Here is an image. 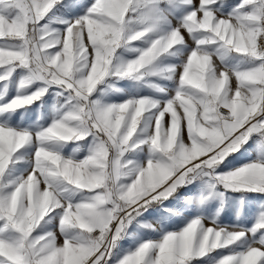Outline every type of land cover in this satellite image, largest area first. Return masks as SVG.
Listing matches in <instances>:
<instances>
[{"label": "snow or ice", "instance_id": "6c2138e0", "mask_svg": "<svg viewBox=\"0 0 264 264\" xmlns=\"http://www.w3.org/2000/svg\"><path fill=\"white\" fill-rule=\"evenodd\" d=\"M253 194L264 0H0V264H264Z\"/></svg>", "mask_w": 264, "mask_h": 264}, {"label": "rangeland", "instance_id": "374dc122", "mask_svg": "<svg viewBox=\"0 0 264 264\" xmlns=\"http://www.w3.org/2000/svg\"><path fill=\"white\" fill-rule=\"evenodd\" d=\"M126 86V85H125ZM147 94V93H145ZM51 103V101H49ZM35 112L32 113L31 119H35ZM66 151H71V147L66 148ZM257 151V145L254 141L250 142L248 145V149L246 152H244L242 155L238 156L236 158L235 163H243L248 159L254 158ZM264 199V197H260L257 194H253L252 196V208L254 209L258 203L259 200ZM222 219L225 223H232L235 220V214L233 210H226V212L222 215ZM62 239V238H61ZM60 242V241H58ZM125 246H127V242H125Z\"/></svg>", "mask_w": 264, "mask_h": 264}, {"label": "crops", "instance_id": "0c3cea01", "mask_svg": "<svg viewBox=\"0 0 264 264\" xmlns=\"http://www.w3.org/2000/svg\"><path fill=\"white\" fill-rule=\"evenodd\" d=\"M236 0H228V3H235ZM189 43H191L190 39H189Z\"/></svg>", "mask_w": 264, "mask_h": 264}]
</instances>
